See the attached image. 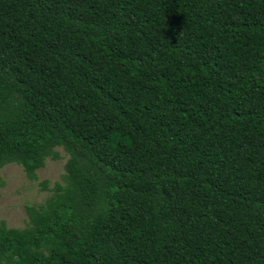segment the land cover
<instances>
[{
    "label": "trees",
    "instance_id": "obj_1",
    "mask_svg": "<svg viewBox=\"0 0 264 264\" xmlns=\"http://www.w3.org/2000/svg\"><path fill=\"white\" fill-rule=\"evenodd\" d=\"M57 146L0 264H264V0H0V167Z\"/></svg>",
    "mask_w": 264,
    "mask_h": 264
},
{
    "label": "rangeland",
    "instance_id": "obj_2",
    "mask_svg": "<svg viewBox=\"0 0 264 264\" xmlns=\"http://www.w3.org/2000/svg\"><path fill=\"white\" fill-rule=\"evenodd\" d=\"M56 148L59 156H47L36 169V178H28L22 165L13 161L0 167V220L8 226H23L28 218L25 206L39 205L55 182L62 181L67 154L61 146Z\"/></svg>",
    "mask_w": 264,
    "mask_h": 264
}]
</instances>
